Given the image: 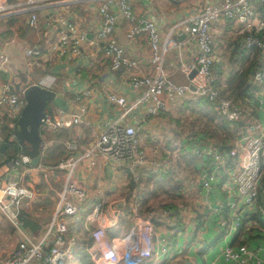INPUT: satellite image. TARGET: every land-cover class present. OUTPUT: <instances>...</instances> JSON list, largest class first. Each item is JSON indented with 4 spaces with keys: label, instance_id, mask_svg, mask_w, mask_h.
I'll use <instances>...</instances> for the list:
<instances>
[{
    "label": "built area",
    "instance_id": "built-area-1",
    "mask_svg": "<svg viewBox=\"0 0 264 264\" xmlns=\"http://www.w3.org/2000/svg\"><path fill=\"white\" fill-rule=\"evenodd\" d=\"M48 1H23V6L29 12V27H36V6ZM251 1L220 0L218 5L201 4L189 17L173 23L161 34L158 22L146 15H133L130 0H100L96 7L99 17L91 40H88L86 30L67 14L49 10L44 20L47 24L55 25L56 36L45 47H20L22 66L8 60L3 51L7 41L0 39V73L7 72L18 79L21 71L27 74L28 71L38 70L56 58L71 55L86 58L89 47L99 50L100 62L106 63L110 70L129 72L125 86L132 94L131 98H127L116 91L103 92L104 101L118 109L115 119L93 134L85 146H77L71 140L62 142L63 161L50 170L51 173L64 170V173L50 218L38 240L24 234L17 220L19 203L24 199L31 200L33 190L20 185L18 179L0 185V221L9 222L20 235L7 264L69 263L76 237L69 234L68 225L76 223L81 212L84 213L82 230L90 240L85 251L92 264H151L156 234L150 218L138 211L136 199H120L127 206L125 217L131 221L128 232L121 237H108L106 230L113 224L106 212L117 201L106 202L97 185L101 197L89 203L88 189L82 180H78L74 171L79 162L96 167L102 159H111L124 166L136 181L137 168L149 169L156 164L147 158L137 126L133 122L122 121L136 109H141V121L147 122L163 111L169 112L176 108L184 99L200 96L211 103L222 121L228 125L235 124L237 130L229 142V149L225 151L219 149V143L214 138L202 134H198L189 147L186 146L184 153H195L211 163L209 168L196 174L201 189L197 190L193 185L192 191L197 194L195 209L204 216L205 222L226 233L236 230L244 216L248 218L245 222L248 228L257 234L264 231L255 220H250V214L253 213L264 219V0H256L258 8ZM10 9L6 3L0 4V14L8 13ZM119 18L124 20L123 34L126 39H145L150 72L140 73L138 60L116 40L114 27ZM221 18L230 21L234 30L215 43L211 27ZM180 35H183L182 40L178 39ZM191 42L196 47V54L178 66L179 73L187 82L175 83L164 73L163 62L172 45L178 47ZM223 48H227L230 54L225 56L221 52ZM93 57H96L95 54ZM251 58L249 72L244 78L245 90L237 94L231 91L228 81L230 77L242 73ZM191 71L193 74L188 78ZM53 73L43 75L33 84L53 90ZM91 83L89 79L86 83L89 87L72 90L62 97L67 110L50 102L46 104L40 127L47 133H54L61 128L87 125L84 116L95 88ZM7 87L8 84L5 89ZM17 91V94L0 95V143L13 140L12 126L24 103L22 89ZM2 129L5 134H1ZM39 136L40 156L49 142L40 132ZM76 150V156L71 154ZM175 155L176 150L171 156L174 158ZM11 163L16 167L27 165L29 158L18 154ZM226 166L229 167L227 176L216 187L215 177ZM174 170L175 178L185 183L183 178L187 175L176 170L175 166ZM181 188L189 190L184 185ZM183 189L181 192H184ZM119 207L117 213L121 215L123 206ZM165 212L162 210V214ZM166 247L164 243L158 249L160 254H166ZM220 258L231 264H264V241L226 245L220 252Z\"/></svg>",
    "mask_w": 264,
    "mask_h": 264
},
{
    "label": "crops",
    "instance_id": "crops-1",
    "mask_svg": "<svg viewBox=\"0 0 264 264\" xmlns=\"http://www.w3.org/2000/svg\"><path fill=\"white\" fill-rule=\"evenodd\" d=\"M23 1L24 0H0V4L6 3L7 6L11 7L10 12L0 14V36L1 39H5V41L17 39L15 50L16 47L20 48L22 46L30 47L37 45L39 47H45L54 40L56 36V27L53 23L47 24L44 20V16L49 10L60 11L67 14L71 17V20L79 23L80 27L86 30L88 40L93 38L94 29L99 17L96 12V7L100 0H49L45 4H39L34 10L37 16L36 27H29L30 30L27 34L22 32L23 27L28 26L27 20L29 15V12H27L26 8L23 6L24 4H22ZM130 2L133 15L137 16L142 14L149 16L154 21L158 22V25H161V34H163L169 29L170 25L194 13L199 5L205 3L218 5L220 0H130ZM251 3L255 8H258L256 0H252ZM112 8L114 11L116 10L115 7ZM124 27V20L119 18L114 27L116 40L119 44L124 46L128 54L138 60L140 73L150 72L151 65L147 62L148 48L145 39H126L123 34ZM211 28L215 43H218L222 37L232 34L234 30L232 23L224 18L213 23ZM17 35L18 37H15ZM178 39L182 40V38ZM185 44L187 43H183L178 47L172 45L162 65L164 73L175 83H182L184 77L180 79L182 75L178 71L180 62H186L196 54V47L193 42L189 45ZM87 51L88 55L86 58L80 59L73 55L65 58H56L43 68L28 71V73L32 72L38 74L35 80H31L28 73L26 77L28 84H33L43 75L54 72L52 89L61 97H66L67 92L72 90L89 87V83H86L87 80L90 79L92 81L91 85H94L95 88L92 97L87 103L84 116L85 122L88 124L78 125V127L61 128L57 132L50 133L53 134V137H48V140L44 138L49 143L44 153L39 156L36 166L27 164L22 170H20L21 165L17 167L14 166L11 160L18 156V151L14 157L6 160L7 154H5V150L8 148L11 149L12 147L8 146L0 153V185L3 186L8 181H16L18 179L20 185L33 190V198L29 201L24 199L19 203L18 208V212H24L26 218L34 222L38 227V229L34 232L32 231V233L30 227L26 226V228H24L19 224L22 232L31 239L32 237L35 240L40 238L50 218V212L56 202V192L59 189V185H52V170H50V168L57 165L60 161H63L64 154L62 142L71 140L74 141L77 146H85L90 142L93 134L95 135L99 129L115 119L118 114V109L104 101L103 92L116 91L118 94L125 95L127 98L132 97V94L125 86L129 72L127 70L112 71L106 63L100 62L99 50L88 47ZM221 52L225 56L230 54L227 48H223ZM93 54H95L96 57H93ZM16 64L19 65L18 63ZM90 65L94 66V68ZM14 67L17 66L14 65ZM10 76L15 77L7 72L0 73V95L17 94L18 91L13 90L10 92L8 87L5 89V85L9 83ZM24 87L25 85H21L19 90H23ZM140 112L141 109H136L131 114L127 115L122 122H133L134 126H137L139 130L138 133L141 140L142 137H145L144 140L152 145L147 151L145 149L147 158L149 150L153 157H158V160L164 158L165 156L160 147L163 145L165 136L163 135L164 140L161 142L163 136L157 138V134H161V131L158 130L155 134L153 133L161 122V120H158L160 114L147 122H142V114ZM2 133L5 134L3 129L1 131V134ZM169 152L171 153L170 155H172V152ZM77 153L78 150L73 151L71 154L76 156ZM54 159L57 160L55 165L51 164ZM151 160L155 162L154 159H149V161ZM172 160V157L168 158V161L172 162ZM198 163L195 162L192 165H186L183 159L181 164L182 171L188 173V169L192 170V175L195 178L199 167ZM43 173L44 175H42ZM74 173L78 180H82L85 187L88 189L89 203H94L101 197L97 185L100 186L102 196L105 197L106 202L110 203L114 200L117 201L113 203L106 212L113 226H115L119 216V213H117V203L120 202V199H140L141 213L150 218L156 234L152 244L153 256L151 258V264H231L224 262L220 258L222 249L226 245H235L236 241H242V243L249 242V244H251L255 242L253 237H257L252 236L257 233L251 228H248L246 224H241L244 225V228L240 233L236 229L229 234L205 222L204 216L195 209L196 197L192 191L193 184H191L195 183L194 179L191 182L190 178L189 181L187 177L183 178L186 180L183 185L189 188V190L181 188L184 192H181V189L180 191L173 192L165 188L166 193H163L159 188L156 189V185L159 184L168 187L171 183L168 184L160 181L156 184L155 180H153L154 183L149 185V189L145 187L142 188L143 183L141 182V186L132 189L127 194V190L123 188V185L128 182V170L111 159H102L101 162H98L96 167L87 166L85 163L79 162ZM225 177L226 175H219L216 178V185L219 186ZM163 178L165 180L167 179L166 176L163 177L162 175L161 179ZM178 180L182 181L181 179ZM152 190L153 192H150ZM149 192L150 195L147 196ZM179 196L180 198H178ZM121 206L124 207L126 205L124 203ZM121 206L119 208H121ZM162 210H166V212L162 214ZM256 215L261 218L259 214ZM250 216H255V214H250ZM2 222H6L9 225V229L13 227L6 220L0 221V224ZM260 228L264 230V226L260 225ZM10 232L14 237H17L14 243L15 245L12 247L13 249L20 235L16 229L14 230V227ZM257 235L260 236L259 238H264V231ZM263 238L261 239L264 241ZM164 243H166V248H168L165 255L160 254L161 252L158 251ZM8 258L0 263L7 264Z\"/></svg>",
    "mask_w": 264,
    "mask_h": 264
},
{
    "label": "trees",
    "instance_id": "trees-1",
    "mask_svg": "<svg viewBox=\"0 0 264 264\" xmlns=\"http://www.w3.org/2000/svg\"><path fill=\"white\" fill-rule=\"evenodd\" d=\"M30 28L29 26H24L22 29V32L27 34L29 32ZM15 37H18L15 36ZM235 46L238 45L237 41L234 42ZM252 59H248L246 66L244 67L242 73L238 74V75H234L233 77H230L229 81H228V85L229 88L231 89V91L236 92L237 94H240L243 90H245L244 87V78L245 75L249 72V66L252 63ZM59 79V76H58ZM187 81H184L182 83H186ZM178 108V112H180L177 114V116L174 117H170L167 113V111H163L160 113L161 116H165V121L166 123H168L170 118H173L171 121L174 123H176V119L179 116V120H177L178 122V129L179 131L173 130V127H169L166 126L168 131H169V135L165 136V140L163 141V144H165L166 146V152L165 149H163V145L160 147L163 151L164 154V158H169L172 157L169 151H171L173 153L174 150H176V155L174 156V158L172 157V162L174 163V166L176 167V169L178 171H180L183 174H186L188 177V181L189 178L191 179V182L195 181V183H191L194 185V187L199 190L201 189V184L199 179L195 180L196 177L194 178L189 172L187 173L186 171L183 172L182 168H181V164L183 162V159L186 163V165H192L195 162H199L198 163V170L197 173L200 172V170H205L207 168H209V166L211 165L210 162L204 161L202 160V158L198 157L195 153H184V150L186 149V146H190L192 142H194L195 137L198 134H202V135H207L210 136L211 138H214L215 141L217 143H219V149H221L222 151L228 150L229 149V142L232 139V137L234 136V133L232 131H230L229 127L230 126H235V124L232 125H228V123L222 121L219 118V115L217 114V112L214 110V108L212 107L211 103L205 98V97H195V98H187L184 99L179 106H177ZM182 116H184L185 118H188L187 121H183L182 120ZM177 125V124H176ZM7 127V126H4ZM62 132V131H61ZM206 133V134H205ZM60 137V136H58ZM6 141V140H5ZM9 143V147L11 148V155L12 157H14L16 155V151H18V147L15 144V142H11L8 141ZM57 146V145H56ZM16 147V148H15ZM58 147V146H57ZM10 149V148H8ZM8 149H6L5 151H7ZM169 150V151H168ZM6 156V160H8L10 158V156ZM56 159V158H55ZM53 160L51 164H56L57 160ZM185 165V166H186ZM144 167H139L136 169V175H137V180L134 181L132 179V177H130V173L128 172V182L125 183L123 185V188H125L126 193L128 194L129 191H131L132 189L141 186V181L143 179H145V184H143V187H145L146 189H149V185H151V183H154L151 178L154 177L156 184H158L161 180L162 182L165 183H171L168 185V187H164V185H156V189H160L163 193H166L165 188H168L169 191H180L181 186L183 185L182 181H179L178 179L175 178V170L174 169H170L172 176L169 177L167 175H163L162 172H167L169 173V169H165V168H160L159 169L161 171H159L158 173L154 174V175H150L148 172H153L154 170H150V169H146ZM188 169V168H187ZM229 167L226 166L223 170H221L215 177V179L219 176V175H226L227 176V172H228ZM189 170V169H188ZM192 171V170H190ZM196 173V174H197ZM163 175V177H167L166 180L161 179V176ZM156 178H160V179H156ZM175 178V179H174ZM153 179V178H152ZM152 187V186H151ZM216 187H218L216 185ZM150 192H153L150 191ZM150 192L147 193V196L150 195ZM153 194V193H152ZM151 194V195H152ZM180 198V196L178 197ZM137 202V206H138V211L141 213L142 209H140V199H136ZM87 207V206H86ZM127 209V206H124L123 209L121 210V212L123 214L119 215L115 226H111L110 228H108L106 230V233L108 235V237H115V236H124L129 228L131 227V221L125 217V211ZM87 211V210H85ZM24 212L20 211L18 212L17 215V220L19 222V224H21L24 228L30 227V231L34 232L38 229L37 225H35L34 222L29 221L26 216L24 215ZM51 214V212H50ZM143 214V213H141ZM255 214V213H253ZM145 216V215H144ZM84 218V213L81 212L80 216L77 220L76 223H70L68 225V232L69 234H72L76 237V244L74 246L73 249V254H72V258L70 260L69 263L66 264H92L89 256L87 255L86 251H85V247L88 246L90 244V240L89 238L85 235L84 231L82 230V221ZM242 224H245V222L247 223L248 218L246 216L242 217ZM255 220L256 223H258V225L260 226H264V220L259 218V216H257L255 214V216H250V220ZM13 228V227H12ZM12 228L10 229L12 231ZM244 225H240L237 228V231H239V233L243 230ZM32 232V233H33ZM252 236H257V237H253V240H262L261 238H259L260 236L257 234H254ZM33 238V237H32ZM34 239V238H33ZM264 239V238H263ZM235 244H249V242L246 243H242V241H236Z\"/></svg>",
    "mask_w": 264,
    "mask_h": 264
},
{
    "label": "water",
    "instance_id": "water-1",
    "mask_svg": "<svg viewBox=\"0 0 264 264\" xmlns=\"http://www.w3.org/2000/svg\"><path fill=\"white\" fill-rule=\"evenodd\" d=\"M183 35L178 36L182 38ZM17 39H11L4 43L3 51L8 60L13 63H18L22 66V56L20 48L16 47ZM193 74L191 71L187 77L190 78ZM20 78V77H19ZM10 92L13 91L11 85H8ZM23 106L19 116L14 121L12 126L13 142L18 147V153L26 155L29 158V165L36 166L39 160L38 145H39V127L44 117V107L49 102L54 106L67 110L64 99L55 94L53 90L45 89L36 84H28L22 90ZM9 143L3 141L0 143V153H2ZM122 202H118L117 206H121Z\"/></svg>",
    "mask_w": 264,
    "mask_h": 264
},
{
    "label": "rangeland",
    "instance_id": "rangeland-1",
    "mask_svg": "<svg viewBox=\"0 0 264 264\" xmlns=\"http://www.w3.org/2000/svg\"><path fill=\"white\" fill-rule=\"evenodd\" d=\"M0 39H1V36H0ZM231 59H232V57H231ZM233 63V62H232ZM28 75L30 76V79L31 80H35L37 77H38V74H34V73H32V72H29L28 73ZM19 77L20 78H15V77H13V76H10V78H9V85H11L12 86V88H13V90L14 91H17V90H19V88L21 87V85H27L28 84V82H27V77H26V74H24L23 73V71H21L20 73H19ZM183 76L181 75L180 76V79L182 78ZM185 81V79H184V77H183V80H182V82H184ZM178 110V108L176 107V108H173L171 111H169L167 114L171 117H176L177 116V114L179 113V115H180V112H178L177 111ZM173 118H170L169 119V121H168V123H166V121H165V116H159L158 117V120L160 121L161 120V122L158 124V126H157V128L153 131V133L155 134L156 133V131H158V130H160L161 131V134H157V138H160V137H162L163 135L164 136H168L169 135V131H168V129H167V127L166 126H169V127H173V130H178L179 131V129H178V122H177V120H179V116H178V118L175 120L176 121V123L174 122H172L171 120H172ZM182 120L185 122V121H187L188 120V118H185L184 116H182ZM177 124V125H176ZM163 126V127H162ZM229 129H230V131H232L233 133L237 130V127H236V125L235 126H230L229 127ZM39 132H40V134H41V136L43 137V138H45L46 140H48L49 138L48 137H53V134H50V133H47V132H45L44 131V128L41 126L40 128H39ZM164 136L162 137V139H161V142L164 140ZM144 138L145 137H142V140H141V143L143 142V146H144V148L146 149V151L149 149V148H151L152 147V145L150 144V143H148V142H146V140H144ZM154 141V140H153ZM16 148V147H15ZM163 149H167L166 148V146H165V144H163ZM5 154H7V156H9V155H11V149H8L7 151H5ZM16 154H17V151H16ZM10 158H12V155L10 156ZM148 158L149 159H154L155 160V162H154V164H156V166L155 167H150L149 169L150 170H154L153 172H148L150 175H154V174H156V173H158L159 171H161L160 169H159V167L160 168H165V169H169V173L167 174V173H164V172H162L163 173V175H168L169 177H171L172 176V173H171V171H170V169H174V163L173 162H171V161H168V159L167 158H160L159 160H158V157H153L151 154H150V150H149V155H148ZM84 165V164H83ZM26 166L25 165H21L20 166V170H22L23 168H25ZM19 170V171H20ZM144 170H146V169H144ZM177 170V169H176ZM147 171V170H146ZM188 172L192 175L193 173L190 171V170H188ZM63 173H64V170H55L54 171V173H51V177H52V179H51V183H52V185L53 184H56V186L57 185H59L60 184V182H61V180H62V176H63ZM53 175H54V177H53ZM193 176V175H192ZM153 178V179H152ZM151 178V180L153 181L155 178L154 177H152ZM156 179H160V178H156ZM163 180H165L164 178H163ZM162 181V180H161ZM94 182V181H93ZM143 184H145V179H143L142 181H141ZM95 186V185H94ZM142 188H144V187H142ZM193 193H194V196L195 197H197V194H196V192L195 191H193ZM232 233V232H231ZM231 233H229V234H231ZM16 236L14 237L13 235H12V233L10 232V229H9V225L6 223V222H2L1 224H0V262H4L7 258H8V256H9V253H10V251H11V249H12V247L15 245L14 243L16 242ZM1 264V263H0Z\"/></svg>",
    "mask_w": 264,
    "mask_h": 264
}]
</instances>
